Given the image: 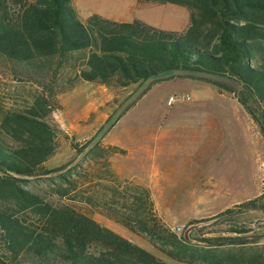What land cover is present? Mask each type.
Wrapping results in <instances>:
<instances>
[{
    "label": "trees",
    "instance_id": "obj_1",
    "mask_svg": "<svg viewBox=\"0 0 264 264\" xmlns=\"http://www.w3.org/2000/svg\"><path fill=\"white\" fill-rule=\"evenodd\" d=\"M138 1L186 8V30L97 14L81 20L73 0H0V69L40 87L21 109L0 110V264H169L87 214L94 211L179 263L264 264L262 236L245 224L252 213L264 216V194L191 220L227 224L190 233V240L205 244L199 249L163 224L145 187L116 178L108 161L123 153L119 148L95 142L85 151L86 144H71L97 171L81 162L45 166L61 132L48 121L49 99L76 80L111 92L167 73L198 80L232 94L264 138V0ZM68 73L73 77L56 85L57 76ZM144 94L123 99L108 121ZM41 177L49 196L86 212L48 199L39 190Z\"/></svg>",
    "mask_w": 264,
    "mask_h": 264
},
{
    "label": "rangeland",
    "instance_id": "obj_2",
    "mask_svg": "<svg viewBox=\"0 0 264 264\" xmlns=\"http://www.w3.org/2000/svg\"><path fill=\"white\" fill-rule=\"evenodd\" d=\"M72 5L81 20L93 14L119 22L140 20L154 28L180 34L189 24L188 10L173 4L146 3L138 0H73ZM72 77L73 73L57 76L56 85L66 83L67 79ZM142 91H145V94L127 111L124 113L120 111L114 115L117 117L114 123L108 121L109 116L115 110H119L123 99L130 95L135 99ZM39 92L40 87L37 84L23 77L16 79L5 68L0 69V110L21 109ZM171 97L178 100L168 105L167 100ZM182 97L185 99H181ZM49 100L53 110L48 121L57 125L61 132L56 140V151L45 164L47 168L81 162L92 165L97 171L98 165L88 160L84 161L83 154L75 155L71 146L73 143L77 147L86 144V151L97 142L101 146H114L123 151L109 158V169L119 181L132 183L125 177L141 175L144 149L140 132L143 130L149 132L151 129H155L163 136L162 143L160 142L163 149L159 162L162 163V157L167 154L172 156L173 165L178 166L181 163L184 165L172 176L176 181H180L187 173L194 170L196 172L197 168L194 166L200 164L198 167L200 175L211 179L209 185L211 192L180 191L161 194L155 210L171 232L199 249L205 244L190 240V233L193 234L196 229L204 226L208 229L203 232L210 233L217 227L222 228L227 224L222 225L219 219H214L208 223L189 225L191 220L216 216L232 204L235 205V201L244 202L264 194V138L243 109L235 107L231 112H221L213 128L209 126L208 129L204 128V117L217 114L215 110L211 113L210 107L239 105L232 94L219 91L198 80L167 73L158 80H146L139 88L132 87L126 91L115 92L98 84L76 80L73 86L63 93H56ZM155 147L146 146L149 148L148 154H152L153 158L158 156L155 154ZM198 151L206 152L208 157L211 156V160L209 158L205 161L204 158H200L201 162H197L200 155H203L194 157ZM187 158L189 164L185 163ZM37 180L40 192L48 199L61 204L75 205L67 199L58 200L49 196L46 193L47 185L43 182L44 178ZM182 187L175 186L170 191L186 190L185 186ZM162 188L165 189L164 186ZM75 206L85 211L83 206L79 204ZM87 214L162 261L169 264H186L169 258L143 237L114 223L104 213L94 211ZM251 216L252 219L245 220V224L254 230L253 234L262 236L259 244L264 245V216L258 213H252Z\"/></svg>",
    "mask_w": 264,
    "mask_h": 264
},
{
    "label": "crops",
    "instance_id": "obj_3",
    "mask_svg": "<svg viewBox=\"0 0 264 264\" xmlns=\"http://www.w3.org/2000/svg\"><path fill=\"white\" fill-rule=\"evenodd\" d=\"M213 91L217 92L216 90H213ZM235 107L240 108L241 106L240 105H234V106L217 105V106L210 107L209 109H212L211 113H213L214 112L213 110H215L217 114L207 115L204 117V122H203L205 126L204 128L208 129L207 126L213 128V124L217 122L216 119L218 118L217 116L219 115V113L225 112V111L231 112L232 109ZM222 120H224V117L222 118ZM140 134L142 135V145L144 149V156L142 157V165H141V175L136 176V177L126 175L125 178L127 181H131L132 183L136 185L143 186L149 191L151 201L153 203L155 210L158 207V202L161 199V194L175 193V192H180V191H183L184 193L211 192L209 189V185H211L210 183L211 179L208 178L207 176L206 178H203L200 175V170L198 169V167L201 166L200 164L197 163V166L195 164L194 168H197L196 172L194 170L193 172L187 173L186 176H183L180 181H176L172 176L174 175L175 172H177L178 168L184 165L182 163L179 164L178 166L173 165L172 156L167 155V154H165L162 157L161 159L162 163L159 162V157L163 149L162 148L163 144H161L162 143L161 140L163 139V136L161 135V133L160 132L157 133L155 129H151L149 132H146L143 130L142 132H140ZM165 144H164V147H165ZM210 145H211L210 150H212V143H210ZM146 146L148 147L156 146L154 149L156 151L155 154H158V156L153 158L152 154L149 155L148 154L149 148H146ZM199 154H203V155H200V157L197 159V162L198 161L201 162V160H199L200 158H204L205 161H208L209 158L211 160V156L208 157L207 156L208 154L206 152L204 153V151L202 153L198 151L194 157L198 156ZM146 157L147 159L145 160ZM185 163L189 164L188 158L185 160ZM117 173H119V171H117ZM163 186L165 187V189L162 188ZM175 186H178L181 188H183L182 186H185L186 190L180 189L176 191L174 190L170 191L171 189L175 188ZM239 202L241 201H235L234 204H237Z\"/></svg>",
    "mask_w": 264,
    "mask_h": 264
},
{
    "label": "built area",
    "instance_id": "obj_4",
    "mask_svg": "<svg viewBox=\"0 0 264 264\" xmlns=\"http://www.w3.org/2000/svg\"><path fill=\"white\" fill-rule=\"evenodd\" d=\"M181 99H185L184 97H182ZM178 100V98L176 99V98H169L168 100H167V104L168 105H171V104H173L175 101H177ZM177 230H179V229H177Z\"/></svg>",
    "mask_w": 264,
    "mask_h": 264
}]
</instances>
